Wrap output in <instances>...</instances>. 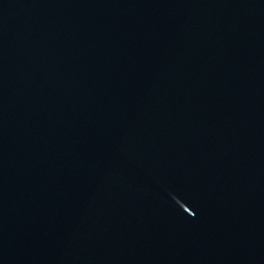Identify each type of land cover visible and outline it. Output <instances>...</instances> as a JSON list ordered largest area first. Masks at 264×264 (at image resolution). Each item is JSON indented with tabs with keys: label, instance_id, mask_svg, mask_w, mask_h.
Returning <instances> with one entry per match:
<instances>
[{
	"label": "water",
	"instance_id": "1",
	"mask_svg": "<svg viewBox=\"0 0 264 264\" xmlns=\"http://www.w3.org/2000/svg\"><path fill=\"white\" fill-rule=\"evenodd\" d=\"M0 264H264V0H0Z\"/></svg>",
	"mask_w": 264,
	"mask_h": 264
}]
</instances>
